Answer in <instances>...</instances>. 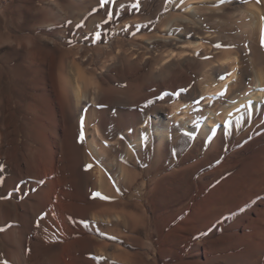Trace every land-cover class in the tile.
<instances>
[{
  "label": "rangeland",
  "instance_id": "1",
  "mask_svg": "<svg viewBox=\"0 0 264 264\" xmlns=\"http://www.w3.org/2000/svg\"><path fill=\"white\" fill-rule=\"evenodd\" d=\"M0 2V126H7L3 127L0 151H8V157L12 158H8L11 160L5 167L2 166L5 161L0 159V221L7 219L0 222V264H17L9 253L16 249L15 237L6 235L10 226L19 228L20 235L26 236V264H66L67 259L61 255L71 238L62 237L48 209H40L28 231L15 216H27L28 207L23 204L27 196L29 201L37 202L32 197L48 187L44 180L55 178L58 187L61 185L57 190H62V196L66 195L65 199L74 207L92 209L98 201L104 214L109 215L110 204L117 201L122 212L129 215L128 221L124 217L118 221L113 217L108 221V217L94 219L91 215L85 219L75 215V222L69 218L68 224L75 231L73 239H82L87 231L88 236L107 245L101 253L76 251L79 255L71 264H137L135 256L121 259L115 255L121 247L132 253L140 247L133 246L126 236L144 240L147 234L154 248L144 249L143 264H185L192 260L201 264L205 260L203 254L198 253L192 260L187 258L197 238V242L206 245L209 258H213L209 264H264V252L260 259L252 254L253 244L259 242L258 237L250 236L252 230L245 229L243 241L232 237L234 233L242 234L241 226H232L235 221L264 200V176L257 175L259 195L244 204L241 200L243 193L252 190L247 180L249 163L262 150L257 145L243 147L261 135L264 126L255 125L241 137L234 130L246 127L251 113L232 112L230 119L221 108L232 104L231 98L239 93L237 85L249 88L253 73L259 67L264 68V0ZM258 10L263 11L262 24L257 21ZM172 51L186 55L174 56L166 63L160 60V56ZM222 52L230 53V61ZM225 57L224 72L209 74V63L223 61ZM80 72L83 80L77 77ZM228 78L232 79L229 83ZM68 83L72 86L71 101L76 100L73 105L80 111L73 122L65 120L64 135L73 134L83 158L82 168L88 172L87 182L81 166L73 167L69 158L67 136L59 137L58 148L52 151L57 160L56 177L37 176L41 143L31 126L33 121L45 119L42 102L55 103L54 107L57 100L63 103L60 93ZM74 94L79 96L78 100ZM93 94L97 95L95 101ZM98 97L102 102L96 103ZM66 107L64 103L61 108L56 107V119L62 113L68 115L64 113ZM100 117L106 118L104 129L99 127ZM208 117L217 127L203 128ZM226 123L229 125L225 130L222 127ZM142 124H146L145 131L149 130L153 139L163 138L164 145L161 148L154 145L149 155L142 150L147 143L146 133L137 130ZM219 132L222 138L216 144ZM91 135L95 148L90 147ZM24 161L26 167H21ZM123 162L129 183L118 185ZM223 162H227L225 169L214 174V167ZM196 163L198 167L192 170L189 166ZM186 166L190 168L188 171L178 170ZM19 168L22 177L17 173ZM97 169L103 174V190L96 183ZM210 171L213 173L206 178L204 175ZM236 171H240L237 178L224 182ZM243 181V190L231 193L230 187L238 188ZM217 187L219 190L214 191ZM227 208L234 209L225 213ZM185 217L190 221L185 219L182 226H188V231L181 235L176 231L182 239L176 240L174 235L167 246L177 253L186 247L188 251L181 256L175 252L178 257L174 252H165L169 247L160 251L162 243L159 245L158 237L164 238L171 229L178 228ZM250 217L255 216L250 213ZM131 230L134 232L129 233Z\"/></svg>",
  "mask_w": 264,
  "mask_h": 264
},
{
  "label": "bare ground",
  "instance_id": "2",
  "mask_svg": "<svg viewBox=\"0 0 264 264\" xmlns=\"http://www.w3.org/2000/svg\"><path fill=\"white\" fill-rule=\"evenodd\" d=\"M1 3V2H0ZM263 13V11L260 13L259 10H258V13H257V17H258V24H262V22L260 21V17H261V14ZM250 15H252L250 13ZM261 22V23H260ZM215 36V35H214ZM195 45V44H194ZM193 45V46H194ZM185 46V45H184ZM202 46V45H201ZM198 48V47H197ZM235 52V51H234ZM185 53V52H183ZM188 53V52H187ZM182 54V53H181ZM181 54H177L175 53L174 51L170 52L168 55L166 56H160V60L161 61H164V63H166L167 61H169L170 59H172L174 56H177V55H181ZM191 54V53H190ZM189 54V55H190ZM222 54L224 55H227V59L230 57V53L227 52H222ZM183 55V54H182ZM181 55V57H182ZM186 54H184L183 56H185ZM235 55V53H234ZM233 55V56H234ZM231 58V57H230ZM235 58V57H234ZM226 57L223 59V61H215V63H209V74H215V75H219L220 73L224 72V70L227 68L226 67ZM234 60V59H232ZM228 61H230L228 59ZM227 61V62H228ZM160 63V62H159ZM88 72V71H87ZM78 78L80 80H83V75L82 73H78L77 74ZM246 76H250V73H247L245 74ZM159 77V76H158ZM232 77H235L234 74ZM231 77V78H232ZM252 77V76H251ZM68 78V77H67ZM231 78H228L226 81L229 83L230 81H232ZM56 80V79H54ZM69 80V78H68ZM158 80V79H157ZM58 81V80H57ZM56 82V81H55ZM68 82H71L70 80ZM87 82V81H86ZM85 82V83H86ZM57 83V82H56ZM241 84V83H240ZM55 85V84H54ZM59 84H57L58 86ZM163 85V84H162ZM237 85V84H236ZM237 91L239 92L238 94H235L232 98H231V101H232V104H227L226 106L224 107H221L223 108L226 114V116H228L230 119L232 118V112L234 113H240L242 111H246L248 110L251 114L248 118V120L246 121V127L242 128V129H236L234 130L235 134H241V137H243L247 130H249L250 128H254L255 125H259V126H264V68L262 67H259L256 69V71L253 73V78H252V81L250 83V87L248 88H245L244 85H237ZM58 88V87H56ZM72 88L71 86V83H68L65 85L64 89H63V92L62 94L60 93V95L64 97V106H67V111H65L64 113L68 115H65V116H62V115L59 117V119H56L57 118V115H55V112L54 110H56V107H59L61 108L62 107V102H59L57 100V105H55L54 107V104L52 103V105H48L46 102H40V106H41V110L45 108V112H46V116L45 119L43 120H39V121H33V124L34 126H31L33 127V129L36 130L35 133V136L37 137L38 136V140H40V146L39 149H38V154H39V165L37 167L38 169V177L41 178V179H45V178H53V177H56V171H57V165H56V161L57 160H54V157L52 156V151H53V148L57 149L58 146H57V143L56 141H60L59 140V137H65L66 136L68 137V146H69V158L72 160L73 162V167H78L80 168L81 166V171L83 176H84V182H87L86 180H88V172L82 168V163H83V158L80 154V149L79 147L75 144L74 142V137H73V134L70 133L69 135H64V126H65V120L67 121H71L73 122V120L75 118H78L77 115L80 111V108L77 107L76 105H73L75 102L72 100L71 101V96H73V94L70 96V89ZM79 90V89H78ZM76 90V91H78ZM1 91V90H0ZM75 91V90H74ZM72 91V92H74ZM71 92V93H72ZM201 92V91H200ZM213 92V91H212ZM1 93V92H0ZM76 93V92H75ZM43 94V93H42ZM78 94V93H77ZM94 95V94H93ZM1 96V95H0ZM78 96V95H77ZM105 96V95H104ZM74 97L75 94H74ZM79 97V96H78ZM78 97L77 100H78ZM92 97H95V99H93L94 101L96 100V97L97 95H94ZM103 97V96H102ZM34 98V97H33ZM83 98V97H82ZM81 98V99H82ZM99 98V97H98ZM2 99V98H1ZM86 99V97H85ZM87 100V99H86ZM90 100V98H89ZM92 100V101H93ZM104 100V99H103ZM80 101V99H79ZM85 101V100H84ZM102 102V98H99L97 102ZM29 102V101H28ZM31 102V101H30ZM74 102V103H73ZM87 102V101H86ZM79 103V102H78ZM77 103V104H78ZM24 105V104H23ZM33 105V104H32ZM71 105L75 106V108L71 107ZM81 105V104H80ZM39 107V106H38ZM82 107V106H81ZM220 107V106H219ZM158 110V109H156ZM33 111V110H31ZM161 111V110H160ZM164 111V109L162 110ZM223 111V112H224ZM67 112V113H66ZM134 114V113H133ZM131 114V115H133ZM129 114V116H131ZM67 116V117H66ZM101 116V114H100ZM211 117V116H210ZM105 118V117H103ZM100 117V120H99V127L101 129H104L107 125V122ZM179 118V117H178ZM25 119V118H24ZM106 119V118H105ZM179 119H183L184 120V117H181ZM179 121V120H177ZM185 121V120H184ZM207 122L204 123L203 125V128H215L217 127L216 125H213L211 123V120H209V117L205 120ZM68 123V122H67ZM86 123V122H85ZM189 123V122H187ZM15 125V124H14ZM228 125L229 123L227 124H223V127L225 130L228 128ZM3 127L5 129V127L7 126H0V142L2 141V137L4 136L3 134ZM14 127V126H13ZM50 127V129H49ZM98 127V126H97ZM67 128V127H66ZM96 128V127H95ZM68 129V128H67ZM147 129V126L146 124H142L140 125L137 130H143L145 131ZM220 129V127H218V130ZM34 130V131H35ZM15 131V130H14ZM46 131L49 132L50 134V137H48ZM96 131V130H95ZM99 131V130H97ZM142 131V133H144ZM221 131V130H220ZM7 133H10V131H8ZM26 133V132H25ZM66 133V132H65ZM146 133V131H145ZM148 133V134H147ZM146 135L147 136V143L146 144H143L145 145V149H142L144 150V154L146 155H149L152 150H153V146H157L158 148H161L164 144H163V138H156V139H153V137H151L149 135V130L147 132ZM63 134V135H62ZM98 134V133H96ZM100 134V133H99ZM98 134V136H100ZM137 133H136V136L137 137ZM143 135V134H142ZM141 135V136H142ZM225 135H228V132L225 133ZM145 137V136H144ZM225 136H223L224 138ZM227 137V136H226ZM225 137V138H226ZM5 138V137H4ZM99 138V137H98ZM221 138H222V134L219 132L215 138V143H220L221 142ZM93 135H91V148H95L96 145L94 144L93 142ZM139 139V138H138ZM136 138H134V140H138ZM144 139V138H142ZM141 139V140H142ZM15 140V139H14ZM5 141V140H4ZM145 141V140H144ZM133 142V141H132ZM146 142V141H145ZM144 142V143H145ZM109 143V142H107ZM111 143V142H110ZM109 143V144H110ZM143 143V142H142ZM214 143V144H215ZM61 145V144H60ZM250 145H257V146H260L262 148L261 151H257L254 158H253V162L249 163V166H250V169L248 171V177H247V180L248 182H251V184L249 185L250 187H252V190L250 192H246V193H243L244 195V198H242V204H244L245 202H247L249 199L251 198H254L256 196L259 195V192H260V189H259V185H256V180H255V176H264V132L257 136L255 138L254 141L252 142H249L248 144H245L243 148H246V147H250ZM216 146V145H215ZM214 146V147H215ZM15 147V146H14ZM61 147V146H60ZM140 147V146H139ZM7 148V147H6ZM143 148V146H142ZM61 149V148H60ZM127 149V148H126ZM215 149V148H214ZM8 150V149H7ZM15 150V149H14ZM12 151V150H11ZM59 151V150H58ZM128 151V149H127ZM8 151H6L4 153V150L2 149L0 151V159H3L5 162H3L2 166L5 167L7 164L6 163H10L8 161H10L12 158L11 157H8ZM95 152V151H94ZM19 153V152H18ZM35 153V151H34ZM56 153V151H55ZM60 153V152H58ZM128 153H131L130 151L127 152ZM11 154V152H10ZM17 155V153H15V156ZM12 156V155H11ZM14 156V158H15ZM13 157V156H12ZM8 158H11L10 160H8ZM129 158H133V155L129 154ZM23 159V158H22ZM17 160V159H16ZM26 160V158H25ZM38 160V159H37ZM182 160V159H181ZM1 161V160H0ZM22 162V161H21ZM38 163V161H37ZM200 163V162H199ZM199 163H196V164H193V165H190L189 167L193 169H196L199 165ZM225 163L227 162H223V164L219 165L218 167L216 166V168L214 167L213 169V172L215 174V172H221L225 169ZM21 164V163H20ZM121 164H125L124 162L123 163H120V168H119V176H118V181H117V184L118 185H121L124 183H129V181L126 180L125 178V173L127 175L128 174V170L125 168L124 165H121ZM229 165V164H228ZM231 165V164H230ZM21 167H26V163L25 161L23 162V164L20 165ZM16 167V166H15ZM84 167V166H83ZM87 167V166H86ZM188 166L186 167H181L180 169H178L179 171H188ZM68 168V167H67ZM99 168V167H98ZM189 168V169H190ZM71 169V167H70ZM17 170V169H16ZM24 170V169H23ZM31 170V169H30ZM65 170V169H64ZM90 171V170H89ZM29 172V171H28ZM208 172V171H207ZM206 172V173H207ZM212 171H210L209 173L205 174L204 176L207 178L208 177V174H212L213 173ZM237 172V171H236ZM20 177L23 176V172H21L20 168L18 169V172ZM16 173V175H17ZM239 172L235 173L231 178H227L226 181L224 182H228V180H231V179H235L239 176ZM25 174V173H24ZM27 174V172H26ZM55 174V176H53ZM60 174V173H59ZM1 175V173H0ZM30 177L32 174H28ZM95 175H96V180H97V185L99 186V188L101 190H103L104 188H102V180H103V174L100 170L97 169V171L95 172ZM53 176V177H52ZM203 176V177H204ZM24 177H27L24 176ZM27 177V178H28ZM58 177V176H57ZM18 178V177H17ZM117 178V176H116ZM122 178V180L120 179ZM210 178V177H208ZM24 179V178H22ZM34 179V178H33ZM57 179V178H55ZM55 179H49V180H44L45 183L48 187L45 188V189H41L37 192L36 195H33L32 198L36 197V199L38 200L37 202H31L29 201V198L27 196L26 200L23 202V204L25 206L28 207V214L27 216H22V215H18L16 214L15 216L19 218V220H21L20 222L23 223V225H26L27 228H24V229H27L26 231L29 230V227H30V230L32 229V223L34 222V219L35 217L37 216V213L40 211V209H48V215L51 217L52 215H54V219H55V222L56 224L58 225L59 229H60V232H61V235L62 237L66 240V239H70L71 240L63 247V253L61 255V258H66V264H71L73 259H76L77 255L80 254V252H84V251H89V252H92V251H98V253L100 252L101 253V249H104L106 248V244L105 243H101V242H97L96 240H94V238L88 236L87 234V231L84 233V236L82 239H78V240H75L73 239L74 237V234H75V231H73L70 227V225L68 224V219L70 218H73V222L74 221V216L75 215H78V216H82L84 219L87 218L89 215H91L94 219H102L103 218L108 219L113 217L114 219H116L117 221L120 219V218H125L127 221L129 219V215L127 213H123L122 210L119 208L118 206V202L115 201L114 203L110 204V214H104L105 211L102 210V207H101V203L96 201V205L91 209V208H88V207H74L68 200L65 199L64 196H62V190L61 191H58L57 189H59V187H61V185L58 187V181L55 180ZM19 180V179H18ZM61 180V178H60ZM208 180V179H207ZM65 181V180H64ZM67 181V179H66ZM61 182V181H60ZM68 182V181H67ZM40 183V182H39ZM126 183V184H127ZM244 183V181L242 183L239 184L238 188H231L230 187V190H231V193H235L237 190L238 191H242L244 186H242ZM42 184V183H41ZM64 186H67L65 184H63ZM62 185V186H63ZM72 185V184H71ZM70 186V185H69ZM222 186V185H221ZM39 187V186H38ZM37 187V188H38ZM68 187V186H67ZM224 187V186H222ZM241 187V188H240ZM264 187V185H263ZM64 188V187H63ZM69 188V187H68ZM40 189V188H39ZM72 189V187L70 188ZM219 190V187L215 188L214 191H217ZM66 191V190H65ZM69 191V190H67ZM221 196H223V194L221 192H218ZM66 194V192L64 193ZM69 195V194H68ZM67 195V199H69V196ZM1 204V203H0ZM258 206H261L262 209H257L256 207ZM234 208H227L225 210V213L227 212H231L233 211ZM250 213H252L255 217L252 218L250 217ZM53 217V216H52ZM18 218H15L14 221H18ZM49 218V217H48ZM52 219V218H51ZM190 221V218H187L185 217L184 220L182 222H180L178 225V228H175V229H171L167 235L164 237V238H161L160 236L158 237V242H159V245L161 244V247L162 249L160 251H162L165 247H169L167 250H165L166 253H169V254H172L173 252L177 253V251H173V249L169 246H167V243H169L171 241V239L173 238L174 235L176 240H180L182 239L181 236H177V233L178 235H181L183 232H186L188 231V226H182L183 223L186 221V220ZM7 219L3 220V221H0V222H4L6 221ZM8 220H10V218H8ZM117 223V222H116ZM241 226L242 227V234H239V233H234V235H232L233 238L236 239H240V240H244L245 239V229L249 228L250 230H252V233H250V236L251 237H258L259 238V242H257L256 244H253V256H255L256 259H260L259 257L261 256V254L264 252V243L262 240H264V200L263 201H260V202H257L253 209L249 212H246L243 214V216L238 219L237 221H235V224H233L232 226L233 227H236V226ZM74 226V225H73ZM25 231V232H26ZM84 231V230H83ZM177 231V233H176ZM20 229L15 227V226H10L9 227V231L7 232L6 235H13V237H15V240L13 241V243H15V247L16 249L15 250H12V251H9V253H12L14 255V259L16 260L17 264H26V260H25V256H26V253L24 251L26 245H25V237L24 235H20ZM23 232V231H22ZM134 232V230H131V232L129 233H132ZM191 233V232H190ZM155 233L152 232V235H154ZM4 235V236H6ZM130 235V234H128ZM95 237V235H93ZM229 236V235H226V237ZM125 237V236H124ZM75 238V237H74ZM127 240L131 241V244L137 245L140 246L138 248H136V252L132 253L130 252L129 250L127 249H124V247H121V249L119 248V251L117 252V254L115 255V257H121V259H128L130 257H133L135 256L137 259H138V262H135L137 264H143V260H142V253L144 251L145 248H150V249H153L154 248V244L153 242L150 240L148 234L147 236L144 238V240H137L136 237H133L132 235L130 236H126ZM164 239L166 240V243L164 242ZM198 239V238H197ZM195 239L194 242V247L191 249V253L188 257L191 258H195L198 253L200 254H203L204 255V262H202L201 264H209L211 259L213 258H209V256L206 254V245L203 243L201 244L200 242H197ZM98 240V239H97ZM186 240V239H185ZM207 240V239H206ZM232 240V239H231ZM258 240V239H257ZM173 241V240H172ZM171 241V242H172ZM161 242V243H160ZM170 242V243H171ZM182 242V241H181ZM180 242V243H181ZM192 242V243H193ZM28 243V242H27ZM169 243V244H170ZM177 243V242H176ZM183 243V242H182ZM206 243V242H205ZM166 245V246H165ZM176 245V244H175ZM174 245V247H175ZM181 245V244H179ZM219 246V245H218ZM173 247V246H172ZM176 247H179L178 244L176 245ZM188 248L186 247L185 249L182 248V251H180V253L178 252L177 254H179L180 256L183 255L187 250ZM201 249H202V253H201ZM180 250V249H179ZM36 251V250H35ZM79 253H77V252ZM210 251V250H209ZM208 251V252H209ZM39 252V251H38ZM37 252V253H38ZM96 253V252H95ZM176 253L174 254L176 256ZM212 253V252H211ZM40 254V253H39ZM115 254V253H114ZM246 254V253H245ZM41 255V254H40ZM210 255V254H209ZM38 258H39V255L37 254ZM208 256V257H207ZM212 256V255H211ZM178 257V255L176 256ZM175 257V258H176ZM184 257V256H183ZM224 257V256H223ZM262 257V256H261ZM186 258V257H185ZM221 258V257H220ZM241 258L244 259V256H242ZM136 259V260H137ZM179 259V258H178ZM248 259V258H247ZM246 259V260H247ZM39 260V259H38ZM44 258L41 260L43 261ZM176 260V259H175ZM182 260V259H181ZM192 260V259H191ZM249 260H250V257H249ZM47 261V260H46ZM128 264V263H127ZM183 264V263H182ZM185 264H200L198 262V260H192V261H188V262H185Z\"/></svg>",
  "mask_w": 264,
  "mask_h": 264
},
{
  "label": "snow or ice",
  "instance_id": "3",
  "mask_svg": "<svg viewBox=\"0 0 264 264\" xmlns=\"http://www.w3.org/2000/svg\"><path fill=\"white\" fill-rule=\"evenodd\" d=\"M105 2H107V0H105ZM257 2H259V0H257ZM137 7H138V5H137ZM216 47L219 48L220 45H216ZM160 98L163 99V97H160ZM0 231H2V229H0Z\"/></svg>",
  "mask_w": 264,
  "mask_h": 264
}]
</instances>
